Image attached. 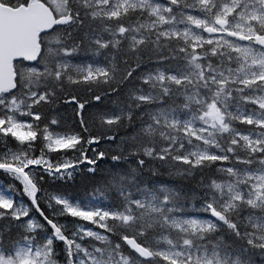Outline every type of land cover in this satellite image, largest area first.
Masks as SVG:
<instances>
[{"label": "snow or ice", "instance_id": "snow-or-ice-1", "mask_svg": "<svg viewBox=\"0 0 264 264\" xmlns=\"http://www.w3.org/2000/svg\"><path fill=\"white\" fill-rule=\"evenodd\" d=\"M0 264H264V0H0Z\"/></svg>", "mask_w": 264, "mask_h": 264}]
</instances>
